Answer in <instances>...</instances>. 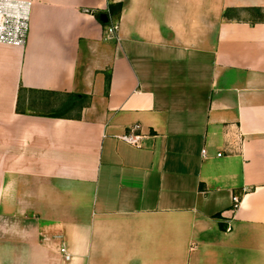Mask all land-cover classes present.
I'll use <instances>...</instances> for the list:
<instances>
[{"label": "crops", "instance_id": "1", "mask_svg": "<svg viewBox=\"0 0 264 264\" xmlns=\"http://www.w3.org/2000/svg\"><path fill=\"white\" fill-rule=\"evenodd\" d=\"M31 2L0 43V264H264V0Z\"/></svg>", "mask_w": 264, "mask_h": 264}, {"label": "built area", "instance_id": "2", "mask_svg": "<svg viewBox=\"0 0 264 264\" xmlns=\"http://www.w3.org/2000/svg\"><path fill=\"white\" fill-rule=\"evenodd\" d=\"M31 6V0H0V43L15 46L26 43L30 30ZM116 30L117 25L108 28L109 33H114ZM138 127L137 124L131 126L129 132L121 134L119 139L139 147L141 136L134 133ZM237 203L238 198L235 196L233 206L235 207ZM58 250L65 260L70 258L71 255L64 244L59 246Z\"/></svg>", "mask_w": 264, "mask_h": 264}, {"label": "trees", "instance_id": "3", "mask_svg": "<svg viewBox=\"0 0 264 264\" xmlns=\"http://www.w3.org/2000/svg\"><path fill=\"white\" fill-rule=\"evenodd\" d=\"M115 9V19L119 18L121 4H114L110 6V10ZM109 82V77L107 79V84ZM90 97L86 95H79V94H67L66 99L64 102V109L63 111H59L58 113L51 114V117H80L81 109L87 106L90 103ZM71 110H76L75 116L69 115Z\"/></svg>", "mask_w": 264, "mask_h": 264}, {"label": "rangeland", "instance_id": "4", "mask_svg": "<svg viewBox=\"0 0 264 264\" xmlns=\"http://www.w3.org/2000/svg\"><path fill=\"white\" fill-rule=\"evenodd\" d=\"M75 110H71L70 112H69V115H75Z\"/></svg>", "mask_w": 264, "mask_h": 264}]
</instances>
